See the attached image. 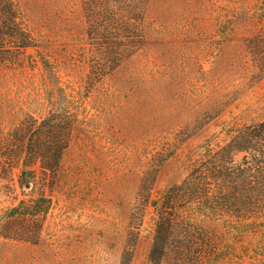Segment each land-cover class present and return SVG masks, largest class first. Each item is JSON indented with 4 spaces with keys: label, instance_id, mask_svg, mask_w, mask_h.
Returning <instances> with one entry per match:
<instances>
[{
    "label": "rangeland",
    "instance_id": "rangeland-1",
    "mask_svg": "<svg viewBox=\"0 0 264 264\" xmlns=\"http://www.w3.org/2000/svg\"><path fill=\"white\" fill-rule=\"evenodd\" d=\"M17 1L51 52L85 28L78 0ZM146 15V45L89 88L86 70H62L58 84L41 68L0 75V157L26 112L38 117L54 108L45 92L61 114L71 99L79 110L54 176L44 181L38 163L26 167L50 197L39 236L27 233L26 218L6 223L0 215V264H122V256L147 264L154 225L151 207L136 224L142 179L147 187L156 172L155 198L186 176L197 145H222L264 120L262 0H149ZM19 168L0 165V212L31 198V186H17Z\"/></svg>",
    "mask_w": 264,
    "mask_h": 264
},
{
    "label": "trees",
    "instance_id": "trees-1",
    "mask_svg": "<svg viewBox=\"0 0 264 264\" xmlns=\"http://www.w3.org/2000/svg\"><path fill=\"white\" fill-rule=\"evenodd\" d=\"M78 2L85 28L70 44L51 52L38 44L18 1L0 0V75L14 78L41 68L58 84L62 70H86L82 82L89 88L146 45L149 0ZM45 93L54 108L38 117L26 112L1 144L8 153L0 157V165L9 172L20 166L17 186H31L33 193L28 203L19 200L0 215L6 223L26 218L32 239L39 236L50 197L26 167L38 163L44 181L54 176L79 121L75 99L61 114ZM239 152L243 156L235 160ZM189 153L186 176L155 198L156 172L149 175L147 187L145 178L141 181L136 224L141 225L151 207L154 225L147 264H264V120L235 130L222 145L205 140Z\"/></svg>",
    "mask_w": 264,
    "mask_h": 264
}]
</instances>
